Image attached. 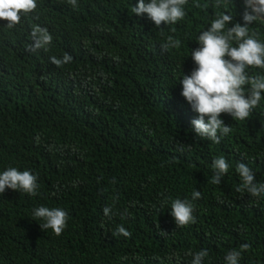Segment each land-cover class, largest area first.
Listing matches in <instances>:
<instances>
[{
  "label": "trees",
  "instance_id": "16d2710c",
  "mask_svg": "<svg viewBox=\"0 0 264 264\" xmlns=\"http://www.w3.org/2000/svg\"><path fill=\"white\" fill-rule=\"evenodd\" d=\"M137 4L37 0L13 28L0 20V173L29 170L40 185L36 196L0 194V264H191L203 249V264H226L242 244L239 264H264V195L238 191L236 171L245 163L264 183V94L245 120L221 114L232 131L215 143L193 130L198 113L180 84L199 34L220 14L243 23L244 0H187L184 19L159 28ZM34 26L52 42L30 53ZM250 30L264 43V19ZM169 35L181 45L165 52ZM65 53L70 63H51ZM219 157L229 170L215 184ZM177 198L194 205L195 223L177 227ZM42 205L68 213L61 235L41 230ZM119 225L131 236L115 234Z\"/></svg>",
  "mask_w": 264,
  "mask_h": 264
},
{
  "label": "clouds",
  "instance_id": "9594fccd",
  "mask_svg": "<svg viewBox=\"0 0 264 264\" xmlns=\"http://www.w3.org/2000/svg\"><path fill=\"white\" fill-rule=\"evenodd\" d=\"M68 2L73 7L77 5V0ZM186 3L187 0H138L132 10L137 16L146 14L159 28L184 19ZM36 8L37 0H0V20L7 21V27L13 28L21 23L22 13H32ZM232 19L229 14H220L210 27L199 34L197 42L200 46L191 50L195 68L190 75L184 74L180 81L181 95L193 111L198 113V118L191 121L193 130L199 137L215 143H219L222 136L232 131L221 119V114H229L235 120H245L259 105L264 94V77L250 75L247 71L249 67L264 69V43L254 38L255 33L250 30L256 21L264 19V0H244L243 23L232 24ZM229 24L230 27L227 26ZM31 35L33 42L28 47L30 53L42 52L40 48L46 50L52 42L51 34L41 26H34ZM180 45L179 39L169 35L161 49L166 52ZM71 60L72 57L67 53L62 58L50 57L51 63L57 67ZM212 168L215 172L212 183H221V178L229 170L228 162L224 157L215 158ZM236 171L242 180V187L238 191L246 189L253 197L264 195V183L255 182V174L245 163H239ZM39 187L38 176L29 170L20 171L9 167L0 173V194L11 189L36 196ZM201 196L200 191L192 193L193 200ZM170 208L177 227L196 222L194 205L188 199L177 198L172 201ZM103 211L105 216L110 217V208L105 207ZM33 217L39 222L42 231L52 229L57 236L67 228L69 219L64 209L43 205L33 210ZM115 234L131 236L123 225L117 227ZM162 234L167 233L162 231ZM249 247L248 244H242L239 250H229L225 255L226 264H239L242 251ZM189 255L193 256L191 264H203L209 253L203 249Z\"/></svg>",
  "mask_w": 264,
  "mask_h": 264
}]
</instances>
